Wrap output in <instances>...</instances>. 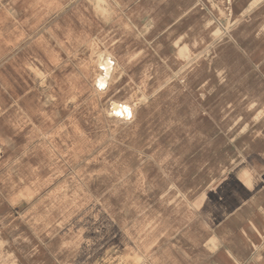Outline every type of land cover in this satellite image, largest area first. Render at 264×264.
Instances as JSON below:
<instances>
[{
	"label": "rangeland",
	"instance_id": "rangeland-1",
	"mask_svg": "<svg viewBox=\"0 0 264 264\" xmlns=\"http://www.w3.org/2000/svg\"><path fill=\"white\" fill-rule=\"evenodd\" d=\"M245 8L0 0V264H240L217 225L264 179V7Z\"/></svg>",
	"mask_w": 264,
	"mask_h": 264
},
{
	"label": "crops",
	"instance_id": "crops-1",
	"mask_svg": "<svg viewBox=\"0 0 264 264\" xmlns=\"http://www.w3.org/2000/svg\"><path fill=\"white\" fill-rule=\"evenodd\" d=\"M239 1L244 2L249 13L264 7V0ZM230 226L244 234H240L244 237L243 243L234 248L226 246L233 257L240 264H264V179H257L249 198L217 225L219 232Z\"/></svg>",
	"mask_w": 264,
	"mask_h": 264
},
{
	"label": "bare ground",
	"instance_id": "bare-ground-1",
	"mask_svg": "<svg viewBox=\"0 0 264 264\" xmlns=\"http://www.w3.org/2000/svg\"><path fill=\"white\" fill-rule=\"evenodd\" d=\"M99 60H101V59H99ZM113 64L110 62V60H106L103 63V65L101 64L103 66L104 70L101 69V70H103V73H102V75H100L98 77L97 85L102 90L105 89V88H107V86H108V82H109V79L111 78L112 71H113V66H112ZM111 113H112L111 115H113L115 118H117L119 120H123V121H128V120H131L132 118H134L133 109L128 104H113L112 112Z\"/></svg>",
	"mask_w": 264,
	"mask_h": 264
},
{
	"label": "built area",
	"instance_id": "built-area-1",
	"mask_svg": "<svg viewBox=\"0 0 264 264\" xmlns=\"http://www.w3.org/2000/svg\"><path fill=\"white\" fill-rule=\"evenodd\" d=\"M232 1H234V0H227V3L230 4Z\"/></svg>",
	"mask_w": 264,
	"mask_h": 264
}]
</instances>
